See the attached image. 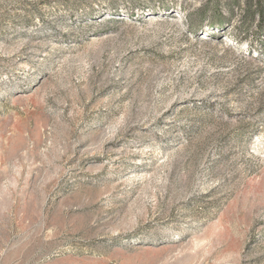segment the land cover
Listing matches in <instances>:
<instances>
[{"label":"rangeland","instance_id":"1","mask_svg":"<svg viewBox=\"0 0 264 264\" xmlns=\"http://www.w3.org/2000/svg\"><path fill=\"white\" fill-rule=\"evenodd\" d=\"M0 264H264V0H0Z\"/></svg>","mask_w":264,"mask_h":264}]
</instances>
